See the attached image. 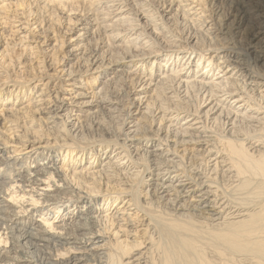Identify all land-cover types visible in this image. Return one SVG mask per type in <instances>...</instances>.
<instances>
[{
    "label": "bare ground",
    "instance_id": "1",
    "mask_svg": "<svg viewBox=\"0 0 264 264\" xmlns=\"http://www.w3.org/2000/svg\"><path fill=\"white\" fill-rule=\"evenodd\" d=\"M3 1L0 0V21L9 20L11 27L18 23L13 27L15 33L22 32V35L12 42L4 38L0 45L1 106L11 97L19 102L29 98L28 102L34 106L43 100L37 95L30 98V92H43L47 84L26 87L25 83L32 78L24 79V71L19 68L29 48L25 29L30 27L28 19L41 11L42 14L48 11L51 16L49 20H41L48 24L47 28H52L53 22L59 24L62 18L66 25L73 22L80 26L79 39L86 41L88 50L92 51L88 54L90 58L86 56L88 60L82 59L87 67L92 65L90 69L98 61L92 39L96 37L97 46L106 44L112 55L108 62L94 67L96 73L90 82L95 83L98 77L104 78L108 71H115L126 81L122 82L128 102L123 105L122 96L116 98V92L112 95L113 79L106 78L100 80L98 90L89 97L76 89L68 102L59 95L55 97V92L54 99L48 102L52 105H45L36 112L46 115L45 125L49 120L53 122L52 118L61 117L62 124L57 130H51L55 126H47L44 134L38 133V128L29 130L25 126L26 131L33 134H23L19 140L21 147L29 148L27 156H5L11 136L4 139L2 133L10 129L0 130V137L4 139V143L0 142V244H4L0 246V264H264V70L254 64V60L262 61L261 65L264 63L260 56L262 48L249 57L245 50L240 53L244 48L225 47L215 37V30L209 28L220 27L231 10L234 14L228 29L234 26L235 20L244 17L245 26L239 30L241 40L247 32L252 36L259 31L264 33V21L254 22L255 14H249V8L242 6L250 0H239L240 3L238 0H170L165 6H153L149 0H130L135 5L133 9L127 4L128 0H42L43 6L39 0H34L38 6L35 10L31 0H16L20 9L15 6L12 14L9 9L13 5ZM205 7H209L208 14ZM173 11L184 12L186 17L181 22L198 23V30L175 39L167 26L169 18L165 19ZM212 12H216L214 19H211ZM208 18L211 23L206 21ZM66 29L68 32L70 26ZM59 43L63 46V41ZM165 46L168 50L162 49ZM70 52H63L68 59ZM114 52L119 56H113ZM30 55L29 62L35 60V72L48 67L40 55L34 60ZM52 55L50 63L59 62L55 51ZM136 63L147 70L141 72L138 80L127 73V68L132 69ZM79 74L72 65L67 66L65 76L69 81H76L71 84L73 87L83 82L75 78ZM116 80L118 82V78ZM9 82L13 83L8 85ZM61 86L63 84L60 88L66 92ZM137 86L142 87L141 91L137 92ZM3 87L6 97L1 94ZM147 92L152 95L146 96ZM141 94L146 97L145 102L140 99ZM192 94L201 96L198 108L192 107L193 110L184 103ZM129 106L138 111H132ZM9 108L12 107L5 109ZM20 109L11 111V115ZM61 112L64 114L58 115ZM105 112L113 123L107 124ZM17 115L13 119L4 117L6 122H14L16 129L19 127L17 118H21ZM217 120L221 127L215 131ZM92 126L93 131L102 133L105 140H110L107 142L113 143L88 153L82 147L87 144L81 139L92 135ZM109 126L116 130L108 129ZM67 135L72 136L71 142L59 146L64 147L66 153L63 159L67 155L70 159L72 179L58 166L59 152L52 150L58 146V139ZM23 148L13 152H21ZM117 148L121 151L116 152ZM97 154L100 155L96 164L99 169L91 171L90 165ZM43 159H48L49 166L27 167L29 160L37 163ZM122 159H128V164L119 163ZM128 166V170L136 166L142 169L125 172ZM138 185L146 186L148 191L142 203ZM94 191L99 193H95L97 197L90 194ZM124 196H128V200L122 198ZM99 199L103 203L112 199L116 213L120 209L127 212L131 205L135 209L132 215L126 213L128 218L122 221L111 215L109 225L117 230L108 236L104 233L109 228L99 218L100 214L98 222L81 217L84 215L81 207L88 205L87 209H91L99 204ZM35 213L43 223L33 220ZM51 213L57 214L54 219L58 217V223L46 217ZM118 234L122 240L116 238ZM71 248L83 252L55 258V253Z\"/></svg>",
    "mask_w": 264,
    "mask_h": 264
},
{
    "label": "rangeland",
    "instance_id": "2",
    "mask_svg": "<svg viewBox=\"0 0 264 264\" xmlns=\"http://www.w3.org/2000/svg\"><path fill=\"white\" fill-rule=\"evenodd\" d=\"M10 1V5H13L12 7H10V13H11V9H12V13H13V10L14 9H16L15 8V6L17 5V3L15 2L16 0H4L3 2L4 3H8ZM32 1V9H37L38 8V6L36 5V2H34V0H31ZM41 1L42 0H39L38 2L40 3V6H43L44 5V3H41ZM125 1V0H124ZM150 2H152V4H153V6H161V4H163L164 6H165V4H167V3H169L170 2V0H149ZM161 1V2H160ZM162 1H163V3H162ZM219 0H216V2H218ZM239 1V0H238ZM244 1V0H243ZM246 1V0H245ZM126 2H128L127 4L129 5L130 4V6H131V8L133 9V7L135 6L132 2V4L130 3V0H128V1H126ZM241 1H239V3H240ZM14 3H16L15 5H14ZM38 3V4H39ZM181 4H185V2H182ZM0 5H1V3H0ZM243 5H245L244 7H246V8H249V14H255V16H257V18L254 16V18H253V20H254V22H256V21H259L260 20V22L261 21H264V0H250V1H247V3H245V4H242V6ZM24 6V5H23ZM50 6V8H52L54 5H49ZM129 6V7H130ZM163 6V7H164ZM17 7V6H16ZM175 7V6H174ZM252 7V8H251ZM18 8V7H17ZM49 8V7H48ZM18 9H20V8H18ZM184 9H186V8H184ZM205 9V14H208L210 11H209V7H205L204 8ZM51 10V9H50ZM212 10V9H211ZM19 12H20V10H19ZM208 12V13H207ZM11 13V14H12ZM43 12L41 11V13H39V12H37V13H34L32 16H30L29 17V19H28V21H29V28H25V29H27L28 31H27V39H26V43H28V45H29V48H27L28 50H25V52H24V54H23V57H22V60L24 61H22V65L19 67V68H21V70L22 71H24L23 72V77H24V79L25 78H29V79H31L29 82H27V83H25V86L27 87V86H31L32 87V85H34V84H36V86H41V87H43V84L45 85V84H47L46 86H47V89L44 91L43 90V92H40V91H37V93H36V90H33L32 92H30V98L32 97V96H35L36 97V95H37V98L38 99H40L41 97V99H43V100H41V101H38V103L40 102V103H43V104H38V105H36V106H34V104H31L30 105V102H28V100H29V98H27V100H23V102H19V101H14L13 100V97H11L10 99H9V101H7L6 103H4L2 106H1V104H0V110H2V109H5L6 107H7V109H8V107H12V108H9L10 110H7V109H5V111L3 110V111H0V130H2L3 132H4V130H5V128H8V130L9 131H7L6 133H2V137L5 139H7V137L6 136H8L9 134H10V136H11V138H9L8 139V143H7V145H6V152H4V154H5V156H18V157H22V156H27L26 154V152H27V150H29V148H26V149H24L23 147H21L20 145V143H19V140H20V137H21V135H25V136H31V135H33L30 131L28 132V131H26V127H28L29 128V130H31V128H33V127H35L39 132L38 133H40L41 132V134L43 133H46V131H43V130H45V128L47 127V126H52V127H54V128H52L51 130H57L58 128H59V126L62 124V121H60L61 120V118H52L51 120H53V122L51 121L50 122V120H49V123H48V121H47V125H45L46 124V121L44 120V116H46L45 114H42V113H37L36 112V110L37 109H39V108H42V107H44L45 105L46 106H50V105H52V103H48L49 101H51L52 99H54L53 97L55 96V92L57 93L56 94V96L55 97H57L58 95L60 96V97H64L66 100L68 99V102L71 100L70 98L72 97V95H74V93H73V91L74 90H78V92H86L87 94V96L86 97H89V96H91V92H95L96 93V91L98 90V88H99V85H98V83H100V80L101 81H105V78L106 79H113L112 80V82H114V83H111L110 84V91L111 92H113L112 93V95L116 92L118 95L117 96H115L116 98H118V97H121L122 96V98H123V105H125V101H127L128 100V98L126 97V89L124 88V84H123V82L125 81V79H123L122 78V76H121V78L120 77H118L117 76V74H116V72L115 71H113V70H111V71H108V72H110L109 74H106L107 76L106 77H102V76H100V77H98V79L96 80V82L95 83H91L90 81H92V78L95 76V69H94V67L96 66V65H98L99 63H106V62H108V59H109V55L111 54L112 55V53L111 52H108V50H107V48H106V44L104 45V44H101L100 46H97L98 45V43H97V45H96V37L95 38H93L92 39V44H93V46H96V49H95V51L97 52V58H98V61H97V63L95 64V66H93V68H91L90 69V67L92 66H88L87 67V65H85L86 63H85V60L87 59L88 60V58H90V56L88 55V54H91V52H90V50H88V48H89V46H86V41H81L80 39H79V36L81 37V35H78V33L80 34L81 33V31H79V29H80V26L78 25V24H75L74 25V23L73 22H71V23H69V25H66V23H65V21H64V18H62L61 19V22H59V24H58V22H53L52 24V28H47V26H48V24L46 25L44 22H42L41 23V20L42 19H45V21L48 19L49 20V18H51V16H49L48 15V11L46 12V13H44V14H42ZM229 14H226V16H225V18L223 19V21L220 23L221 25H220V27H218V26H216L217 27V30H216V28H215V26H211V27H209V28H211V30H215V34H216V36L215 37H217L218 38V41L219 42H223L224 43V45H225V47H227V48H229V49H231V50H236L237 48H244L243 50H240V53H245V51H247L248 52V56L250 57H252L253 56V51H258V50H260L261 48L263 49H261V53H260V56H263L262 58H264V33L262 32V31H259V33H258V35L257 34H255L254 36H252V34L251 33H249V32H247V35H245L246 37L245 38H243V40H241L239 37H240V35H239V30H241V28H244V17H243V19H240V20H235V22H233V25L234 26H232V27H230L229 29H228V27H229V25L231 24L230 22H231V20H232V15L234 14V12H231V10L228 12ZM231 13V14H230ZM70 15H72L73 16V14L72 13H69ZM174 14V15H173ZM204 14V15H205ZM258 14V15H257ZM212 17H211V19H214V17H216V12H212ZM227 15H229V16H227ZM61 16H62V14H61ZM214 16V17H213ZM3 17H4V15H3ZM43 17V18H42ZM45 17V18H44ZM57 17V16H56ZM183 17H186V16H184V12H176L175 13V11H173V12H170V14L169 15H167L166 17H165V19L166 18H169L167 21H168V27H169V32H173L172 34H174L175 36H176V38L175 39H181V37H183V36H185V35H187V33L189 34L190 32L191 33H193L195 30H198V23H193V22H188V20H187V23L185 24L184 22H181V20H182V18ZM190 18H191V16H190ZM195 18H197V16L195 17ZM240 18H242V16L240 17ZM211 19L209 20V18L206 20L208 23H211L210 21H211ZM259 19V20H258ZM243 20V21H242ZM9 22V20H1L0 21V36H1V34H2V37H0V45H1V43H2V39H4L5 38V40H10L11 42L12 41H14V39H17L20 35H22V32L21 33H19V32H16L15 33V30L16 29H14V27L13 26H16V25H18V23H16V24H14V25H12V27H11V25L10 24H8V22ZM23 21V20H22ZM21 21V22H22ZM240 21V22H239ZM176 22H178V23H176ZM237 22V23H236ZM239 22V23H238ZM10 23V22H9ZM55 23H57V24H55ZM174 23V24H173ZM192 23V24H191ZM243 23V24H242ZM68 24V23H67ZM184 24V25H183ZM193 24H195V25H193ZM58 25H59V27H58ZM72 25V26H71ZM171 25V26H170ZM176 25V26H175ZM180 25V26H179ZM241 25V26H240ZM262 25H264V23L262 24ZM24 25H22L21 27H23ZM67 26H70V29L68 30V32H67V29H66V27ZM75 26V27H74ZM174 26V27H173ZM222 26V27H221ZM170 27H172V28H170ZM190 27V28H189ZM207 27L208 26H206V29H207ZM72 28V29H71ZM77 28V29H76ZM175 28V29H174ZM221 28V29H220ZM11 29H12V32H11ZM24 29V28H23ZM75 30V31H74ZM173 30V31H172ZM203 31V30H202ZM11 33V34H10ZM179 33H181V34H179ZM8 34L10 35V36H8ZM17 34H18V36H17ZM45 34V35H44ZM73 34V35H72ZM169 34V33H168ZM178 34V35H177ZM241 34H242V32H241ZM180 36V37H179ZM232 36V37H231ZM249 36V38H247ZM17 37V38H16ZM73 37V38H72ZM261 40H260V39ZM13 39V40H12ZM98 39H99V37H98ZM229 39V40H228ZM240 39V40H239ZM45 40V41H44ZM103 40H106V39H103ZM221 40H223V41H221ZM249 40V41H248ZM261 42H260V41ZM34 41V42H33ZM57 41V42H56ZM59 41H63V46H60V45H58V44H60L59 43ZM228 41H229V43H228ZM259 41V42H258ZM98 42H99V40H98ZM104 42V41H103ZM234 42H235V45H236V48H234L235 47V45H234ZM239 42V43H238ZM79 43V44H78ZM105 43V42H104ZM121 43H124V42H121ZM228 43V44H227ZM249 43V44H248ZM255 43H256V45H255ZM258 43H261V44H258ZM56 44V45H55ZM75 44H77V45H75ZM167 43L165 42V45H166ZM226 44H227V46H226ZM37 45V46H36ZM241 45V46H240ZM260 45V46H259ZM77 46H78V48H77ZM105 46V47H104ZM162 46H164V45H162ZM240 46V47H239ZM262 46V47H261ZM17 46H15V49L16 50H18L19 49V47H17ZM33 47V48H32ZM36 49H35V48ZM57 47V48H56ZM98 47H100V48H98ZM232 47V48H231ZM2 47L0 46V49H1ZM165 48V49H164ZM56 49V50H55ZM83 49H85V50H83ZM163 50H168V48H166V46L165 47H163L162 48ZM162 49L160 50V51H162ZM31 50V51H30ZM36 50H38L39 51V54H38V51H36ZM68 50H71V52L70 53H72L71 54V56H69L70 58L68 59V58H66L65 56V54L63 53V52H66V51H68ZM86 50L88 51L87 53H86ZM237 50H239V49H237ZM245 50V51H244ZM29 51V52H28ZM53 51H55V53H56V55H57V59H59V57H60V59H59V62L57 61V62H55V63H50L51 61H50V58H52V53H53ZM81 51V52H80ZM104 51H106L105 53H104ZM60 52V54H58ZM85 52V53H84ZM99 52V53H98ZM27 53V54H26ZM35 53V54H34ZM69 53V54H70ZM31 54V55H30ZM62 54H64V55H62ZM106 54V55H105ZM263 54V55H262ZM24 55H25V57H24ZM29 55H30V57L32 56V58H33V60H34V58H35V56H37V55H40V58H42L44 61H45V63H43L45 66H48V67H45V69L44 70H39V71H37L36 70V72L34 71V69L33 68H35V64H34V62H35V60L33 61V62H29ZM52 55V56H51ZM82 55V56H81ZM116 55V56H115ZM63 56V57H62ZM84 56V57H83ZM88 58H87V57ZM100 56V57H99ZM113 56H115V57H118L119 56V54L118 53H116V52H114L113 53ZM244 56H247V54L245 55L244 54ZM244 56H242V55H240L239 57H244ZM45 57V58H44ZM85 58V60H83L82 61V59H84ZM28 59V60H27ZM107 59V60H106ZM29 62V63H28ZM37 62V61H36ZM250 62H252V60L250 61ZM25 65H24V64ZM71 63V64H70ZM261 63H262V61H255L254 60V64H256L255 66H256V68H257V66H258V68H261V67H263V70H264V63H263V65H261ZM31 64V65H30ZM51 64V65H50ZM72 65L73 66V69L74 70H76L77 72H79L80 74H79V77L78 76H76L75 78L76 79H79L80 81L83 79V82L82 83H77V86H75V87H73L71 84L72 83H74V82H76V81H72V80H68L69 78L68 77H66L65 76V74H66V69H67V66H69V65ZM139 64L140 63H136L135 64V66H133L132 67V69L131 68H127V73L131 76V74H132V77L135 79L136 78V80H138V78L140 77L141 78V76H142V74H141V72H144V71H147L146 69H144L145 67L143 66V68L141 69V67L139 68ZM34 65V66H33ZM78 66V67H77ZM28 67V68H27ZM27 68V69H26ZM87 68V69H86ZM192 68H194V66L192 67ZM209 68V67H208ZM207 68V69H208ZM141 69V70H140ZM213 69H215V67H214V65H213ZM58 70V71H57ZM81 70V71H80ZM262 70V69H261ZM62 71V72H61ZM28 72V73H27ZM83 72V73H82ZM86 72H88L87 74H86ZM131 72V73H130ZM216 71L214 70L213 71V73H215ZM25 73V74H24ZM206 73V72H205ZM50 74V75H49ZM212 74V70H211V72L209 73V76ZM46 75V76H45ZM34 76V77H33ZM118 78V82H116L117 79ZM116 80V81H115ZM121 80V81H120ZM129 80V79H128ZM21 81V80H20ZM123 81V82H122ZM85 82V83H84ZM126 82V81H125ZM124 82V83H125ZM13 83V82H9L8 83V85H11V84ZM70 83V84H69ZM42 84V85H41ZM61 84H63V89L65 88L66 89V92H63L62 90H61V88H60V85ZM85 84H87V85H85ZM114 84V85H113ZM123 86H122V85ZM90 86H91V88H90ZM83 87V88H82ZM98 87V88H97ZM113 87V88H112ZM45 88V87H44ZM90 88V89H89ZM114 88H115V90H114ZM0 89H2V87H0ZM8 89H11V87L10 88H8ZM54 89V90H53ZM109 89V88H108ZM125 89V90H124ZM141 89H142V87L141 86H137L136 87V90H137V92H139V91H141ZM52 90V91H51ZM85 90V91H84ZM118 90V91H117ZM124 90V91H123ZM6 91V89H5V87H3V92L1 93V94H4L5 96L4 97H6V95H7V92H5ZM8 91V90H7ZM68 91V92H67ZM122 91V92H121ZM47 92V93H46ZM125 92V93H124ZM73 93V94H72ZM39 94V95H38ZM46 94H49V95H46ZM71 94V95H70ZM123 94V95H122ZM152 95V93L151 92H147L145 95L147 96V95ZM64 95V96H63ZM125 95V96H124ZM162 96H163V94H161ZM142 96H144V94H141L140 95V99L142 98V102H145V100H146V97H142ZM26 97V96H25ZM114 97V98H115ZM201 96L199 95V94H197V96L196 95H194V94H192L191 96H189L188 98H187V100H185V105H188V109H190L189 108V106L191 107V110H193V108L194 109H196V108H198L197 106V103L199 104V102H201V101H199L201 98H200ZM50 98V99H49ZM25 99V98H24ZM86 99H88V98H86ZM43 101V102H42ZM231 101V100H230ZM228 102L227 101V103L228 104H230L231 102ZM13 102V103H12ZM128 102V101H127ZM188 104H187V103ZM166 103H168V102H166ZM181 103V102H180ZM169 104V103H168ZM144 105H146V104H143L142 106H144ZM128 106V104L126 105V107ZM203 106H204V104H203ZM36 107V108H35ZM130 107V109L132 110V111H134V112H137L138 110H136V107L134 108V107H132V106H129ZM193 107V108H192ZM196 107V108H195ZM14 108V109H13ZM18 108H21L20 109V112H18L17 111V113H14V116L13 115H11V111L12 112H14L13 110H18ZM32 108V109H31ZM155 108V106L152 108V110ZM12 109V110H11ZM24 109V110H23ZM27 109H28V111H27ZM32 110V111H31ZM136 110V111H135ZM140 110V109H139ZM144 110V109H143ZM125 111V110H124ZM2 112V113H1ZM5 112H6V115H5ZM24 112H28L27 114V116H26V113H24ZM8 113H10V115H8ZM18 113H20V115L18 114ZM30 113V114H29ZM157 113V112H156ZM13 114V113H12ZM18 116V117H21V118H17V123H18V125H19V127H17V129H16V127L15 126H17V125H15V123L14 122H6V119L4 118V117H10V119L12 118H15V116L16 115ZM22 114V115H21ZM38 116H37V115ZM62 114H64V112H61V113H59L58 115H61L62 116ZM105 114L107 115V117H106V115H105V121L107 122V124L109 123H113L112 121H111V119H110V117H109V115H108V113H106L105 112ZM110 114V113H109ZM24 115V116H23ZM30 115V116H29ZM32 115V116H31ZM75 115V114H74ZM2 116V117H1ZM23 117V118H22ZM27 117V118H26ZM29 117H30V119L32 120V121H34V122H32V123H30L29 124V121H31L30 119H29ZM4 118V119H3ZM136 118H139V115H136ZM9 119V118H8ZM10 119H9V121H10ZM23 119V120H22ZM26 119V120H25ZM35 119V120H34ZM38 119V120H37ZM116 119H118V118H116ZM5 120V121H4ZM18 120H19V122H18ZM21 120V121H20ZM25 120V121H24ZM27 121V122H26ZM113 121H115V120H113ZM181 121V120H180ZM212 121V120H211ZM218 122H215L214 124L216 125H214L215 126V128H214V130L216 131V130H218V128H220L221 126H220V123H219V120H217ZM4 122V123H3ZM21 122V123H20ZM24 122V123H23ZM43 122H44V124H43ZM14 123V124H13ZM28 124V125H23V124ZM37 124V125H36ZM36 125V126H35ZM2 126H3V128H2ZM26 126V127H25ZM30 126V127H29ZM42 126H45V127H42ZM67 126V128L70 126V125H66ZM11 127V128H10ZM14 127V128H13ZM25 129V130H24ZM41 129V130H40ZM93 126L92 127H90V130H91V132H93L92 133V135H87V136H84V139L82 138L81 139V141L85 144V142H86V144L87 145H84V146H82V145H80V147L82 146V147H84V150H85V152H88V153H90V152H92V153H94V151H97L99 148H104V147H106L108 144H112L113 142H107V141H110V140H105L104 138H103V135H102V133H99V132H97V131H93ZM108 129H110V130H113V131H115L116 129H114V127L113 126H109V128ZM48 131V130H47ZM29 134V135H28ZM51 134V133H50ZM57 134V133H56ZM102 137H101V136ZM9 136V137H10ZM92 136H94V138H92ZM2 137H0V142H2V143H4V139L2 138ZM65 137V138H64ZM71 137V138H70ZM97 137V138H96ZM61 138H63V139H61ZM70 138V139H69ZM96 138V139H95ZM15 141H14V140ZM65 139V140H64ZM71 139H72V136H69V135H67V136H61L59 139H58V146H54L53 148H52V150H53V153H56V150L59 152V158L57 159L58 161L57 162H59L58 163V166H62V171H64L65 172V174L67 175V178H69L70 177V179H72L73 177H71V164H69L68 165V162H69V158H68V155L66 156V158L65 159H63V157H65V155H66V153H65V151H64V147H60L59 145H62V144H64L65 145V143H70L71 142ZM98 139V140H97ZM51 140V139H50ZM84 140V141H83ZM89 140V141H88ZM90 140H95V141H92V143H91V141ZM170 140V139H169ZM18 141V142H17ZM66 141V142H65ZM16 142V143H15ZM62 143V144H61ZM68 143V144H69ZM54 144V143H53ZM92 145V146H91ZM37 146V145H36ZM135 146H137V147H139V145H135ZM142 146H140V148H141ZM164 146L162 145V146H160V148L162 149ZM23 148V150L21 151V152H18V151H16V152H13V150L14 149H22ZM55 150V151H54ZM61 150V151H60ZM50 151V150H49ZM120 152L121 151V149L120 148H117V150H116V152ZM100 154V153H99ZM99 154H97V156H95V160H94V163L92 164V165H90L91 166V171L92 170H98L99 169V167L97 166L98 165V162L100 161V158H99ZM110 154V153H109ZM90 155V154H89ZM112 155H114V153H112ZM105 156V155H104ZM103 156V157H104ZM93 158H94V156L92 157V159L91 160H93ZM32 160V159H31ZM31 160H29L28 161V163H27V167H28V165H29V167H31V169L33 168V167H35L36 165H39V166H45V165H47V166H49V164L47 163L48 162V159H43V160H40V161H38L37 163H35V162H32ZM128 159H122V160H120L119 161V163H121V164H128ZM97 164V165H96ZM35 165V166H34ZM88 165V164H87ZM86 166V165H85ZM130 166V165H129ZM129 166L127 167V169H125L124 171L125 172H131V171H135V170H140V169H142V167H139V166H136V167H131L129 170H128V168H129ZM28 169V168H27ZM78 170H80V169H78ZM127 170V171H126ZM84 171V170H83ZM31 174V177L33 176V174L32 173H30ZM147 175V172H144V176H146ZM123 176V175H122ZM124 177H126V175L124 176ZM73 182V181H72ZM74 183L75 182H73V185H74ZM75 187H77V188H79V186L78 185H75ZM138 188L142 191V193L140 194V201H141V203H142V201L143 202H145V198L146 197H143L144 196V194L145 193H148V191L146 190L147 188H146V186H144V185H140V187H139V185H138ZM83 191H85V190H83ZM145 191V192H144ZM147 191V192H146ZM39 192H41V191H39ZM95 193H97V191H94V192H90V194H92V195H95ZM97 194H99V193H97ZM96 197H97V195H95ZM41 197H42V195H41ZM122 198H124L125 200H128V196H124V197H122ZM108 200H110V202H108V201H106L105 203H103V202H101V199H99L98 200V203L99 204H94L93 206H92V208L90 209H87V206H84V207H81V209H82V211H84V215H82L81 217H82V219L84 220L85 218H87V219H85V221L86 220H88V218H91V220H93V222L95 221V222H98V215H99V218L101 217L102 218V221H103V223H105L106 224V226L109 228L108 229V231H107V233H104L105 235H109L110 234V232H114V231H116L117 229L116 228H114V226H110L109 224V217H111V215H114V217L115 218H117V221L119 220V221H122V220H125V219H127L128 217H127V215L128 214H126V213H130L129 215H132V213L135 211V209H133L134 207L131 205V206H129V208L126 210L127 212H123V209L121 210L120 209V211H118L117 213L115 212L116 211V209L117 208H114V205L111 203V200L112 199H108ZM139 201V200H138ZM108 202V203H107ZM118 202H120V199H118V201H117V203ZM123 205H124V203H122ZM70 205V204H69ZM69 205H67V206H69ZM128 204H126V206H127ZM19 207V204H17L16 205V207H15V209L17 210V208ZM44 207V206H43ZM95 207V208H94ZM63 208H64V206H63ZM72 208V207H71ZM88 211V212H87ZM62 212V209L60 210V213ZM74 212H76V210L74 211ZM36 215H34V216H32V218H34L33 220H39V221H41V223H43L44 221L43 220H41V218L40 217H38L37 215H38V213H35ZM141 213H139L138 212V215H140ZM57 214H53V213H51V214H49V216L47 215L46 217L48 218L49 217V219H51V220H53V223H58V221L60 220L58 217L57 218H55L54 219V217L56 216ZM51 217H53V218H51ZM133 218H135V217H133ZM112 219V218H111ZM40 223V222H39ZM97 224V223H96ZM94 226H95V230H97L98 228L96 227V225L94 224ZM120 235L121 234H118V235H116V238H119V240H122L123 238H120ZM127 235V234H126ZM2 238H5V236L3 237L2 236ZM129 239H132V237H128ZM99 244H101V243H99ZM2 245H4V244H0V246L2 247ZM6 245V247H8L9 246V241H8V243L7 244H5ZM18 251H19V249H18ZM66 251H68L67 253H66ZM83 251L82 250H80V251H76V250H74V249H70V250H61V252L59 253H55L56 254V256H55V258H57V259H59V258H66V257H68V256H70V255H79V254H81Z\"/></svg>",
    "mask_w": 264,
    "mask_h": 264
}]
</instances>
